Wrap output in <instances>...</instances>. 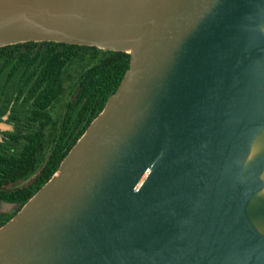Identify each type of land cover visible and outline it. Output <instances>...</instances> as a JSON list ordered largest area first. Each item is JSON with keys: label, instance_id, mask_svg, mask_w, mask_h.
<instances>
[{"label": "water", "instance_id": "95a60500", "mask_svg": "<svg viewBox=\"0 0 264 264\" xmlns=\"http://www.w3.org/2000/svg\"><path fill=\"white\" fill-rule=\"evenodd\" d=\"M130 54L0 264H264V0H0V47Z\"/></svg>", "mask_w": 264, "mask_h": 264}, {"label": "trees", "instance_id": "16d2710c", "mask_svg": "<svg viewBox=\"0 0 264 264\" xmlns=\"http://www.w3.org/2000/svg\"><path fill=\"white\" fill-rule=\"evenodd\" d=\"M130 63V54L96 46L27 41L0 47L1 90L25 94L28 120L22 146L0 150V199L16 203L11 218L53 174L62 158L103 109ZM23 106V105H22ZM36 171L23 187L14 186Z\"/></svg>", "mask_w": 264, "mask_h": 264}, {"label": "flooded vegetation", "instance_id": "af4514ba", "mask_svg": "<svg viewBox=\"0 0 264 264\" xmlns=\"http://www.w3.org/2000/svg\"><path fill=\"white\" fill-rule=\"evenodd\" d=\"M2 82H0V150H13L19 145L22 146L24 139H14L13 133L18 130L25 132L26 128L32 121L28 120V104L24 102L25 94H19L17 89L12 90V86L8 84L5 90H1ZM23 105V106H22ZM36 171L30 176L17 183L14 187H23L34 179ZM1 205H7L12 211L16 208V203L0 199ZM0 216V220L4 217Z\"/></svg>", "mask_w": 264, "mask_h": 264}, {"label": "rangeland", "instance_id": "374dc122", "mask_svg": "<svg viewBox=\"0 0 264 264\" xmlns=\"http://www.w3.org/2000/svg\"><path fill=\"white\" fill-rule=\"evenodd\" d=\"M12 213V210L7 205L0 204V216L9 215Z\"/></svg>", "mask_w": 264, "mask_h": 264}]
</instances>
